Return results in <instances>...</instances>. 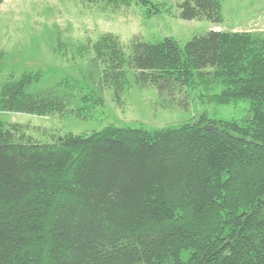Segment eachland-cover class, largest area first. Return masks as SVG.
<instances>
[{
    "label": "trees",
    "instance_id": "1",
    "mask_svg": "<svg viewBox=\"0 0 264 264\" xmlns=\"http://www.w3.org/2000/svg\"><path fill=\"white\" fill-rule=\"evenodd\" d=\"M181 17L220 22V2L184 0ZM94 50L116 89L127 65L160 87L215 69L217 100H249L252 116L111 125L49 143L21 141L0 122V264H264V36L139 40L126 57L107 35ZM40 76L0 84V110L64 111L55 90L29 91Z\"/></svg>",
    "mask_w": 264,
    "mask_h": 264
},
{
    "label": "rangeland",
    "instance_id": "2",
    "mask_svg": "<svg viewBox=\"0 0 264 264\" xmlns=\"http://www.w3.org/2000/svg\"><path fill=\"white\" fill-rule=\"evenodd\" d=\"M183 2L1 0L0 84L40 72L29 91L52 89L67 103L64 111L45 114L0 110L4 128L21 141L49 143L69 133H91L111 125L159 129L201 117L217 121L252 116L249 100H217L224 85L212 68L197 75L193 85L169 81L160 87L140 81L127 65L121 88L104 84L106 64L96 57L94 45L107 35L119 39L126 57L139 40L174 37L186 44L213 29L264 36V0H219L220 22L183 19ZM183 258L188 261L189 253Z\"/></svg>",
    "mask_w": 264,
    "mask_h": 264
},
{
    "label": "water",
    "instance_id": "3",
    "mask_svg": "<svg viewBox=\"0 0 264 264\" xmlns=\"http://www.w3.org/2000/svg\"><path fill=\"white\" fill-rule=\"evenodd\" d=\"M212 129H214V130H216V131H218V128H213V127H211Z\"/></svg>",
    "mask_w": 264,
    "mask_h": 264
}]
</instances>
